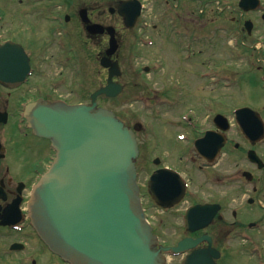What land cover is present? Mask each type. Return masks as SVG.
<instances>
[{"label":"flooded vegetation","instance_id":"af4514ba","mask_svg":"<svg viewBox=\"0 0 264 264\" xmlns=\"http://www.w3.org/2000/svg\"><path fill=\"white\" fill-rule=\"evenodd\" d=\"M18 1L27 5L24 12L26 44H21L0 26V45L14 41L23 47L21 51H0V264H8L9 261L40 264V253L54 257L57 264H68L42 244L27 214L31 185L55 153L48 139L35 136L28 128V119L23 117L24 106L39 99L53 102L61 98L72 103L70 92L76 89L75 72L78 69L83 71V57L90 61L93 49L100 63L107 55L109 26L114 27L118 42V49L111 58L118 60L121 69L125 58L138 55L136 49L143 45L142 38L150 36L152 44L148 46L157 47L160 42L164 43L161 39L167 34L180 45L182 57L193 59L196 55V59H202L192 69L211 75L209 88L214 92V84L221 80L222 75L229 73L217 60L221 52L216 50L220 51L221 45H225L228 55L237 42L244 53L255 51L256 61L250 62V68L245 70L254 71L260 79L261 75L264 77V38L257 36L252 39V44L245 40L252 38L259 19L263 20L264 0H259L256 9L249 10L242 7L248 4L247 0ZM10 2L0 0V23L6 19ZM120 7L130 11L132 16L139 10L133 26L125 24ZM247 21L250 22L249 27L246 26ZM93 24L102 30L93 33L89 29ZM214 54H218V58L214 59ZM100 69L104 77L96 88L108 80V68L101 66ZM142 69L146 70V66ZM135 70L132 68L133 73L129 74L131 83L142 88L138 90L146 95L149 124L155 127L152 134H157L152 121L162 117H170L169 124L173 128L172 133L165 136L164 154L149 153L147 157L139 143L136 159L145 210L159 243L175 245L186 237L207 235L210 239H203L188 252L211 244L220 251L216 260L218 264L232 257L231 254H241L242 250L252 258L253 264H259V259L254 260L250 250L256 246L264 251V156L261 153L264 138L256 141L244 136L234 121L235 113L233 116L232 110L227 112L220 108L216 92L213 97L206 98L203 91L196 96L197 106L206 103L201 111L205 112L204 116L199 115L198 109L180 106V96H194L190 82L193 80L187 76L188 82L182 86L177 84L175 92H172L166 88L169 71L159 83L156 67L148 66L147 74H154L152 78L156 81L153 86L161 87L153 88L134 81L136 75L145 79L140 71L136 74ZM122 77L123 70L115 79L123 84L125 90L127 85ZM90 94L77 102L90 101ZM103 96L106 95L100 97ZM205 107H210V110ZM259 112L264 122V111ZM219 113L228 117L229 130H221L222 122L217 118ZM124 120L135 129L137 138L141 130L148 128L141 124L142 121H135L134 117L132 121L129 117ZM233 127L238 128L234 136L231 134ZM222 138L226 141L220 147ZM252 149L256 150L260 160L249 158ZM160 169L164 171L158 176ZM146 196L149 205L145 202ZM158 199L169 205L161 206ZM247 208H251L253 214H248ZM208 217L211 219L204 227H199ZM15 219L19 220L18 223H14ZM29 238L37 244L29 247ZM15 247L20 249L14 250ZM185 255L175 257L174 263L177 264ZM262 262L264 264L263 258Z\"/></svg>","mask_w":264,"mask_h":264},{"label":"water","instance_id":"95a60500","mask_svg":"<svg viewBox=\"0 0 264 264\" xmlns=\"http://www.w3.org/2000/svg\"><path fill=\"white\" fill-rule=\"evenodd\" d=\"M258 3L248 0L243 6L254 9ZM123 8L119 10L125 22L133 25L137 13L132 16ZM89 29L93 33L102 30L97 24ZM108 30L110 46L101 59L109 68L108 84L92 93L91 103L39 101L26 108L34 132L50 138L56 149L55 160L34 187L30 215L52 249L72 264H164L162 249L185 251L199 239H184L175 247L155 245L140 204L135 132L113 110L97 105L100 94L116 96L123 89L113 80L121 69L118 61L111 60L118 44L113 27ZM257 116L250 107L237 110L244 132L258 139L263 125ZM221 127L225 130L228 125ZM218 255L212 248L198 249L181 264H216Z\"/></svg>","mask_w":264,"mask_h":264},{"label":"rangeland","instance_id":"374dc122","mask_svg":"<svg viewBox=\"0 0 264 264\" xmlns=\"http://www.w3.org/2000/svg\"><path fill=\"white\" fill-rule=\"evenodd\" d=\"M26 8L27 5L25 3H21L18 0H11V2L8 3L6 19L2 23H0V26H2L8 31V35H11L15 39H17L21 44L22 42L26 44L27 41L24 31V12ZM237 14L239 16V12H237ZM259 21L260 22L258 23V28L253 34L252 38H246L245 40L249 44H252L254 42L252 41V39L257 36L264 38L263 20L260 18ZM147 36L148 35H146L145 38H147ZM161 40H163L164 43L160 42L157 47L143 45H141L140 47L138 45L139 47H137L136 49L138 55L132 58H125V61L122 63V79L127 85V87L123 91L124 93L114 99L100 97V105L113 109L116 113H118V115H120L124 119H127V117H129L130 121H132L134 117L135 121L141 119L144 125L149 123L150 113L148 112V102L141 103L137 101H130V98L133 94H142V91L138 90L139 87L136 88L135 86H132L131 77L129 75L130 73H133L132 68L134 70L136 69L134 71L136 72V74L140 71L142 73V77L146 76V78L148 79L144 80L140 77V75L139 78L136 75V79L134 81L142 82L144 84L150 85L153 88H159V85L153 86L154 84H156L155 79L152 78L154 74H145L141 70L143 65L148 64L149 66H156L157 68H159L157 70V72L159 73H157L158 75L156 76V80L159 83L163 82L164 75L166 74V72L169 71L170 78L167 82L166 88L170 89L172 92H175V87L177 84L179 86H182L184 82H188L186 80V76L189 79L193 80L194 82H190L191 84H193L192 90L194 96L186 94L180 96V106L188 105V107H192L195 110L198 109V113L201 116L205 115V112L203 113L201 111L206 103L204 102L201 105L197 106L195 98L200 92L202 93V91L203 94L206 95V98H208V96L213 97L216 92L220 97V99L218 97L219 104H221L220 108L225 109L224 111L227 112H229L233 106L237 105H244L250 107L253 106L254 108H259L260 110L264 111V84L259 79L258 74H256L254 71L245 70L250 68V62L256 61L257 56L255 54V51L254 53L251 52V54H246L244 53V49L238 46L237 44L235 47H233L231 54L228 55L227 48L225 47V45H221L220 51L216 50L217 53L221 52L219 59L217 60L220 61V65L227 68L229 73L222 75L221 80H218V82L214 84V92L212 88H209V86L212 84L209 79L211 75L207 76L203 80L202 77L204 74H206V71L198 73L196 70L192 69V67L196 66L197 62L202 61V59H196V55L193 59H185L186 57H182L183 54L181 52L180 55L179 50L180 45L177 44L173 38L168 37L167 34L164 35ZM91 46L92 45H90V47ZM94 51L95 50L92 49L90 61L83 57V71L75 72L77 79L75 83L76 89L75 91L70 92L71 101H78L81 100V98L87 97L90 92L93 91V89L99 85V83L104 77V73L100 72L101 66L98 59L96 58V53H94ZM213 58H218V54H214ZM225 61H227L228 63H226ZM242 70L244 71L241 72ZM216 78L217 77L215 76V81ZM227 82L228 84H225ZM205 108L207 110H210V107ZM169 118L162 117L160 120L152 121L153 124L156 126V135L152 134V132L155 130V127L150 124V127L148 125L147 130L145 128V130H141L138 133L139 143L144 148V152L147 157L150 156L149 153L153 154L155 152H162L164 154L166 152L165 136H169L173 130V128L169 124V120L171 119ZM237 130L238 128L233 127V129L231 130V134L233 135L235 132H237ZM261 153L264 156V147L261 148ZM145 202L147 205H149V199L147 196L145 197ZM245 210L248 211V214H253V210L251 208H247ZM163 237L166 236L164 235ZM28 243L29 247L33 244H37V242H35V240L31 238L28 239ZM259 249L260 250H256L255 252L257 253H254L253 255L254 260H257L258 258L264 259V251L262 248ZM250 251L253 252V250ZM231 255L232 257L225 260L224 262H221L220 264H253L252 258L249 255H246L243 250L241 254ZM39 256L42 259L40 264H57V261L54 260L55 258L49 256L47 253H40ZM176 260L177 259H172V264ZM8 264L16 263L9 261Z\"/></svg>","mask_w":264,"mask_h":264}]
</instances>
